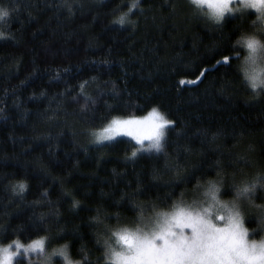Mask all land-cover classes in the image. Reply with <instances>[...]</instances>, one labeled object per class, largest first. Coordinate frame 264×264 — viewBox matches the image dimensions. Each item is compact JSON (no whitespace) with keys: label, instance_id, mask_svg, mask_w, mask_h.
<instances>
[{"label":"trees","instance_id":"16d2710c","mask_svg":"<svg viewBox=\"0 0 264 264\" xmlns=\"http://www.w3.org/2000/svg\"><path fill=\"white\" fill-rule=\"evenodd\" d=\"M132 2L0 0L19 9L0 21L14 37L0 40V244L43 237L75 261L105 264L108 230L134 226L141 209L191 203L218 180L232 201L233 181L264 173V93L247 86L241 60L216 64L252 33L255 13L217 25L191 0H140L129 22L114 23ZM203 69L198 83H180ZM152 108L174 122L162 152L132 159L129 138L91 141L112 117ZM240 201L259 238L264 191Z\"/></svg>","mask_w":264,"mask_h":264},{"label":"snow or ice","instance_id":"6c2138e0","mask_svg":"<svg viewBox=\"0 0 264 264\" xmlns=\"http://www.w3.org/2000/svg\"><path fill=\"white\" fill-rule=\"evenodd\" d=\"M191 3L206 10L208 19L217 25L226 18H241L254 11L256 20L252 21V33L240 32L234 44L216 53L221 57L216 64L230 65L232 60H241L240 71L247 86L255 94L264 93V0H191ZM139 5L140 0H133L128 12L114 23L124 25L129 22V15ZM17 11L19 9L15 7H0V21L7 23ZM9 38L14 37L0 31V40ZM241 52L245 53L243 57ZM208 71L203 69L197 80L180 83L196 84ZM80 88L83 94L84 85ZM85 99L91 98L85 96ZM173 123L159 109L152 108L140 117H112L93 135L100 145L117 141L118 137H130L135 142L130 158L135 159L138 153L162 152L165 130ZM222 183V180L209 181L200 200L175 203L170 210L154 211L148 218L143 216L141 209L134 226L109 229L108 237L103 241L105 264H264V238H251L257 233L250 236L238 203L243 199L252 205L257 191H264V173L239 184L233 181L236 198L232 201L221 199ZM26 188V184L19 183L13 191L23 193ZM73 206L78 207L79 201H74ZM261 223H264V207H261ZM49 246L43 237L27 244L14 240L7 246H0V264H31L32 254L42 257L41 264H58L54 261L57 256L63 258V264H91L86 253L81 261H73L68 245L51 252L47 251Z\"/></svg>","mask_w":264,"mask_h":264},{"label":"rangeland","instance_id":"374dc122","mask_svg":"<svg viewBox=\"0 0 264 264\" xmlns=\"http://www.w3.org/2000/svg\"><path fill=\"white\" fill-rule=\"evenodd\" d=\"M253 13H254V11H252ZM259 91V90H258ZM147 114V113H146ZM146 114H144V115H146ZM144 115H141V116H144ZM137 117H140V116H137ZM168 129V128H167ZM167 129L165 130V135H166V131H167ZM99 130V129H98ZM97 130H94V131H92L91 132V141L93 142V143H96L95 142V137H94V135H93V133L94 132H96ZM119 138V137H118ZM126 138H129V139H131L130 137H126ZM153 152H155V151H153ZM205 189V188H204ZM204 189H203V191H204ZM202 191V192H203ZM202 192H201V196L199 197V199H197V200H200L201 198H202ZM223 201H226V200H223ZM238 203H240V210H241V213H242V215H243V217H244V226L247 228V226H246V216H247V213H246V211L248 210V209H246V206H245V203L242 201H238ZM248 203V202H247ZM247 203H246V205H247ZM249 204V203H248ZM250 209V208H249ZM259 212H261V207L259 208ZM154 215V214H153ZM152 216V215H151ZM150 217V216H149ZM145 218H148V217H146L145 216ZM261 227V229L262 228H264V223H262L261 225H260ZM248 229V228H247ZM261 229L259 230V231H261ZM251 236V235H250ZM252 238V237H251ZM261 238H264V233L263 234H261V236H259V238H255V239H257V240H259V239H261ZM48 240V239H47ZM49 242V241H48ZM0 246H7V244H0ZM60 247H62V246H49L48 248H47V251L48 252H51L52 251V249H54V248H60ZM69 253V252H68ZM69 256H70V254H69ZM71 257V256H70ZM26 260L28 259V257H26L25 258ZM72 259V258H71ZM73 260V259H72ZM41 261H42V257H39L37 254H32L31 255V264H41ZM54 261H56V262H58V264H63V258L62 257H59V256H57V257H54ZM73 261H75V260H73Z\"/></svg>","mask_w":264,"mask_h":264}]
</instances>
